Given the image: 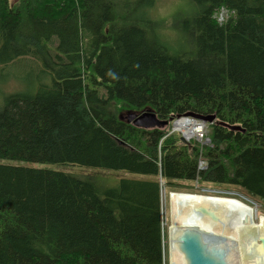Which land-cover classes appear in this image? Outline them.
<instances>
[{
	"label": "trees",
	"instance_id": "trees-1",
	"mask_svg": "<svg viewBox=\"0 0 264 264\" xmlns=\"http://www.w3.org/2000/svg\"><path fill=\"white\" fill-rule=\"evenodd\" d=\"M157 1L0 0V65L29 57L51 77L0 106V158L41 164H0V264H163L159 178L264 203V0H188L176 44ZM146 110L214 115L210 144L124 120ZM52 165L143 178L100 191Z\"/></svg>",
	"mask_w": 264,
	"mask_h": 264
},
{
	"label": "rangeland",
	"instance_id": "rangeland-1",
	"mask_svg": "<svg viewBox=\"0 0 264 264\" xmlns=\"http://www.w3.org/2000/svg\"><path fill=\"white\" fill-rule=\"evenodd\" d=\"M14 1V0H13ZM192 4L188 0H159L156 2L154 10L151 12L153 19H157L161 22V31L165 32L169 37L174 38L173 44L177 43L180 22L184 15V11L191 12ZM218 21L224 20L227 15L225 9L219 10L216 14ZM189 42L186 40V44ZM185 45L181 43V47ZM51 77L48 72L42 67L39 60L33 58H22L9 62L4 65H0V106L3 103V99L6 95L11 93H33L40 85H50ZM171 122V119L168 120ZM173 123H170L169 129L166 128L165 135L171 133H177L179 136L181 132L177 129L171 130ZM173 131V132H170ZM205 141H209L206 137ZM0 164L6 165H20V166H40V163L22 161V160H11L0 158ZM43 165V164H42ZM54 166V165H52ZM61 170L70 171L78 175H87L90 180L95 183V185L100 189V191L113 188L117 185L121 178H136L142 179L143 177L136 173H131L124 170H109L103 168L95 167H82L76 165H63L54 166ZM160 186V219L161 227L165 236V246H164V260L163 264H169V253H168V227L171 223V211H170V193L171 192H181L171 190L164 187L163 180L159 179ZM160 183L162 185H160ZM183 184V183H182ZM189 185L192 186L194 191H202L206 193H230L232 197L239 200L242 198L248 199L246 193L238 190L234 186L217 185L213 183H202V182H191ZM245 195V196H244ZM242 196V197H241ZM241 198V199H240ZM252 202L253 210L255 211V216L262 214L264 215V203L256 200L255 198H249ZM249 202V201H247Z\"/></svg>",
	"mask_w": 264,
	"mask_h": 264
},
{
	"label": "bare ground",
	"instance_id": "bare-ground-1",
	"mask_svg": "<svg viewBox=\"0 0 264 264\" xmlns=\"http://www.w3.org/2000/svg\"><path fill=\"white\" fill-rule=\"evenodd\" d=\"M186 125L183 120L176 124L179 128ZM245 201L252 202L249 198L172 193L169 199V264H185L175 237L187 226L200 228L208 243L225 247L229 264H264V215L255 216L253 206ZM200 206L214 213L215 218L195 212Z\"/></svg>",
	"mask_w": 264,
	"mask_h": 264
},
{
	"label": "water",
	"instance_id": "water-1",
	"mask_svg": "<svg viewBox=\"0 0 264 264\" xmlns=\"http://www.w3.org/2000/svg\"><path fill=\"white\" fill-rule=\"evenodd\" d=\"M184 115L195 116L205 122H212L215 119L214 115L199 116L192 113H185ZM124 120L135 127L146 129L163 128L168 123V120L157 118L152 110H146L141 113L128 112L124 115ZM229 128L236 129L238 126H230ZM181 140L184 142L182 136ZM194 210L199 214L215 218L214 213L209 212L204 207L200 206ZM175 239L185 264H229L225 247L208 243L202 230L198 227L187 226L181 228Z\"/></svg>",
	"mask_w": 264,
	"mask_h": 264
},
{
	"label": "built area",
	"instance_id": "built-area-1",
	"mask_svg": "<svg viewBox=\"0 0 264 264\" xmlns=\"http://www.w3.org/2000/svg\"><path fill=\"white\" fill-rule=\"evenodd\" d=\"M181 120L186 122L185 128H179L176 126L178 122ZM177 129L181 132V135L186 139H194L197 142H199L202 146L208 145L210 142L205 141L206 139V131L207 126L206 123L198 118L192 117V116H181L176 118L173 121V126L171 127V130ZM173 132V131H170ZM197 168L202 170L206 168L205 162L203 159L199 158Z\"/></svg>",
	"mask_w": 264,
	"mask_h": 264
}]
</instances>
